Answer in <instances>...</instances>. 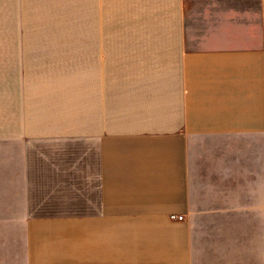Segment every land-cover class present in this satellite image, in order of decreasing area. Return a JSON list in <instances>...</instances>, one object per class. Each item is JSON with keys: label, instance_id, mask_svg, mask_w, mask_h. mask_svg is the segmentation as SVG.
<instances>
[{"label": "crops", "instance_id": "1", "mask_svg": "<svg viewBox=\"0 0 264 264\" xmlns=\"http://www.w3.org/2000/svg\"><path fill=\"white\" fill-rule=\"evenodd\" d=\"M211 4L0 0V264L196 263L194 149L264 137V0Z\"/></svg>", "mask_w": 264, "mask_h": 264}, {"label": "rangeland", "instance_id": "2", "mask_svg": "<svg viewBox=\"0 0 264 264\" xmlns=\"http://www.w3.org/2000/svg\"><path fill=\"white\" fill-rule=\"evenodd\" d=\"M256 1L186 0V24L200 35L207 27L198 22L199 16L211 3L232 6ZM192 161L195 264H264V213L256 200L264 192V137L222 141L210 150L201 142Z\"/></svg>", "mask_w": 264, "mask_h": 264}, {"label": "built area", "instance_id": "3", "mask_svg": "<svg viewBox=\"0 0 264 264\" xmlns=\"http://www.w3.org/2000/svg\"><path fill=\"white\" fill-rule=\"evenodd\" d=\"M173 219H177V220H183L182 216H172Z\"/></svg>", "mask_w": 264, "mask_h": 264}]
</instances>
